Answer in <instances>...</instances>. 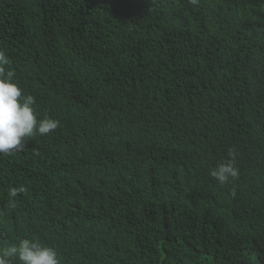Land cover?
<instances>
[{
	"label": "trees",
	"instance_id": "obj_1",
	"mask_svg": "<svg viewBox=\"0 0 264 264\" xmlns=\"http://www.w3.org/2000/svg\"><path fill=\"white\" fill-rule=\"evenodd\" d=\"M0 50L59 121L0 155V248L264 264V0H0Z\"/></svg>",
	"mask_w": 264,
	"mask_h": 264
},
{
	"label": "clouds",
	"instance_id": "obj_2",
	"mask_svg": "<svg viewBox=\"0 0 264 264\" xmlns=\"http://www.w3.org/2000/svg\"><path fill=\"white\" fill-rule=\"evenodd\" d=\"M195 3L196 0H191ZM9 58L0 50V155L22 151L26 138L47 135L57 129L59 121L45 116L38 119L33 95H23L21 87L13 82L14 72L8 67ZM238 153L230 149L227 159L210 170V175L225 185L237 180L240 170L236 166ZM22 190V189H20ZM18 189H12L15 196ZM9 258H17L19 264H60L57 251L42 245L35 239H22L18 244L0 248V264H8Z\"/></svg>",
	"mask_w": 264,
	"mask_h": 264
}]
</instances>
